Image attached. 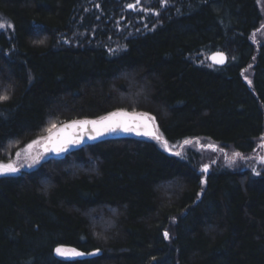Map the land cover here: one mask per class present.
Wrapping results in <instances>:
<instances>
[{
  "label": "trees",
  "instance_id": "trees-1",
  "mask_svg": "<svg viewBox=\"0 0 264 264\" xmlns=\"http://www.w3.org/2000/svg\"><path fill=\"white\" fill-rule=\"evenodd\" d=\"M134 2L0 0V22L12 25L0 29V93L10 97L0 162L52 122L117 108L154 115L168 143L255 150L258 0ZM216 51L225 66L208 62ZM171 153L150 138H111L0 177V264H264V170L203 173L195 150ZM58 246L86 255L60 257Z\"/></svg>",
  "mask_w": 264,
  "mask_h": 264
},
{
  "label": "snow or ice",
  "instance_id": "snow-or-ice-1",
  "mask_svg": "<svg viewBox=\"0 0 264 264\" xmlns=\"http://www.w3.org/2000/svg\"><path fill=\"white\" fill-rule=\"evenodd\" d=\"M168 2L169 0H160L162 6H167ZM140 3L141 0H135L134 3L128 5V8L135 9ZM5 27L11 28L12 25L0 22V29H4ZM210 59L215 65H223L227 57L223 52H217L211 55ZM248 83L251 84V81H248ZM9 99L8 94L0 93V103ZM44 131L46 135H42L31 141L22 152L16 153L15 162L0 163V176L14 175L24 167L35 168L49 155L62 157L65 154L71 153L74 149H81L87 141H97L104 136L121 132L150 138L161 144L165 151H170L168 141L163 138L159 131L156 117L147 111H137L135 109L129 111L125 108H117L95 119L84 118L73 119L67 122H52ZM189 143L191 141H184V144ZM209 147L212 151H216L215 146L210 145ZM171 154L180 156L179 152H172ZM237 158L244 159L240 152L233 153L231 156L232 162ZM260 162L264 164V157H261ZM200 171L207 173L209 171L208 165H204ZM253 172L255 175H260L255 169H253ZM199 182L203 185L205 180L201 179ZM201 192H203V188ZM200 194L198 193L197 196L199 197ZM163 237L166 240L170 239L168 231L163 232ZM54 251L60 257H67L69 254L72 257H83L86 255V253L78 251L75 248L66 249L63 246L56 247ZM94 254L88 253V255Z\"/></svg>",
  "mask_w": 264,
  "mask_h": 264
},
{
  "label": "rangeland",
  "instance_id": "rangeland-1",
  "mask_svg": "<svg viewBox=\"0 0 264 264\" xmlns=\"http://www.w3.org/2000/svg\"><path fill=\"white\" fill-rule=\"evenodd\" d=\"M258 6H259V9L261 11L262 20H261L258 28L252 34V40L256 46L259 45V43L264 39V0H258ZM248 69H250V68H248ZM247 75H249L248 71H247ZM189 141H191V143H189V144H184V141L169 143V149L171 152H179L181 155L185 154V151L188 149L195 150L196 152L199 153V156H200V158H199V160H200L199 168L200 169L204 165H208L209 170H211L215 166L226 167V168H229L232 170H249L251 172H253V169H255L257 172L264 170V164H262L260 162L261 157H264V148L262 147V145L264 143V139H262V138H260L258 140L257 146H256L254 151H252L251 153H248V154H241L244 157V159L237 158L234 162H232L231 156L236 151L232 147L223 146L221 144H217V143H215L209 139H205V138L192 139ZM27 144H25L21 147H18L16 150H14L13 153H11L7 157L6 160H4L0 163H8L10 161L15 162L16 161V153L22 152L23 149L26 148ZM210 145L215 146L216 151H212L211 148L209 147ZM160 146L162 147L161 144H160ZM49 157H50V155L45 157V160ZM43 161L44 160H42L41 163ZM22 170H31V169L24 167L20 171H22ZM5 176H7V175H5ZM0 177H2V176H0ZM106 223L107 222H105L104 219L102 222L97 221V224L99 226L103 227V229H105V226H107ZM66 249H71V248H66ZM65 258H72V256L69 254Z\"/></svg>",
  "mask_w": 264,
  "mask_h": 264
},
{
  "label": "water",
  "instance_id": "water-1",
  "mask_svg": "<svg viewBox=\"0 0 264 264\" xmlns=\"http://www.w3.org/2000/svg\"><path fill=\"white\" fill-rule=\"evenodd\" d=\"M217 52H221V51H216V52H213V53H211L209 56H208V62L211 64V65H213V66H215V67H223V66H225L226 64H227V61H228V57H227V55L225 54V56L227 57V60H226V62L223 64V65H215V64H213L212 63V61H211V59H210V57H211V55H213L214 53H217ZM119 137H138V138H147V137H140V136H136V135H134V134H125V133H116V134H111V135H107V136H104V137H102L101 139H99V140H97V141H87L86 142V144H90V143H95V142H99V141H102V140H106V139H111V138H119ZM85 144V145H86ZM75 150V149H74ZM73 151V150H72ZM50 156H52V155H50ZM53 157H55V156H53Z\"/></svg>",
  "mask_w": 264,
  "mask_h": 264
}]
</instances>
